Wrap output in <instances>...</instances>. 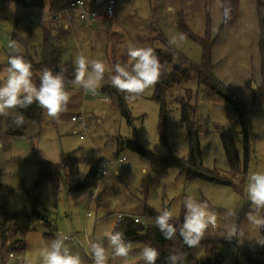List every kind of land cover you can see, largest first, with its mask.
<instances>
[{"label":"rangeland","instance_id":"1","mask_svg":"<svg viewBox=\"0 0 264 264\" xmlns=\"http://www.w3.org/2000/svg\"><path fill=\"white\" fill-rule=\"evenodd\" d=\"M3 1L8 7L3 8L0 4V82L6 75L10 53L8 46L13 41V34L16 32L25 37L28 29L9 10L18 7ZM114 1L115 15L111 21L73 18L70 27L63 22L68 29L60 42L66 49L65 58L74 63L77 55L83 54L87 59L100 60L106 66L104 80L97 89L98 96L84 99L83 89L70 84L66 87L70 93L68 110L60 114L59 121L49 119L43 110L41 123L28 124L22 136L8 135L7 131L14 114L20 113L18 109L10 110L7 116H0V238L6 229L11 232L16 224L18 231L14 238H10L7 247L11 250L17 239H23L26 244L24 251L14 252L12 264H42L40 249L58 233L77 236L80 245L66 241L68 247L80 255L82 264H93L90 244L99 242L107 249L106 238L101 237L98 241L97 236L106 228L115 226L117 214L137 215L146 224L152 225V221L143 217L146 207L158 213L164 208H175L174 218H179L181 211H185L184 199L189 195L198 201H207L210 208L219 214L220 224L234 221L243 231L241 240L233 238L230 242L219 237V229L216 235L206 234L196 255L204 247L215 244L226 264H251L247 253L257 262L264 263V246L255 240L264 236V229L248 224L245 213L249 210V201L244 194L249 172L264 170V107L249 108L247 122L252 155L246 178L240 171L241 177L234 178L232 185L202 179L189 180L175 166L169 167L165 175H157L152 170L150 158L132 151L125 143L128 140L138 141L151 154L186 159L190 139L181 123V109L177 101L190 97L191 104L196 105L195 119L200 128L201 169L211 176L228 177L231 168L220 134L229 132L233 135L242 158L243 136L235 112L219 96L207 95L206 88L193 77L168 92V121L166 133L162 136L159 106L152 100L154 86L135 101L126 102L132 118L129 124L120 109L119 97L124 99V95L108 80L109 72L114 74L117 63L128 64L126 55L130 46H154L174 51L176 59L169 70L183 61L199 66L202 47L195 38H202L205 33V0ZM62 2L67 4L69 0ZM15 20L18 23L16 29ZM182 24L195 38L186 35ZM32 31L34 37L30 47L17 42L22 49L20 54H34V48L38 49L40 28H32ZM160 34L163 39H159ZM181 35L182 40L179 39ZM143 37L150 39L151 43L141 42ZM173 37L177 38L176 44L170 43ZM255 82H251L253 98L248 105L256 97L258 89L254 87ZM81 114L85 118L86 130L80 119L72 121L73 116L80 117ZM80 135L85 139L80 140ZM100 155L110 160L111 164L95 201L90 204L94 189H75V186L84 181L90 170L96 172ZM123 156L128 161L122 165L116 163V159ZM43 161L64 164L63 180L56 197L47 181L36 188ZM227 210L234 213L231 220L223 217ZM38 216L48 218L52 227L44 225ZM133 244L131 256L135 257L139 251L135 245L141 243ZM107 254L108 264H112L111 251ZM129 264H143V261L133 258Z\"/></svg>","mask_w":264,"mask_h":264},{"label":"trees","instance_id":"2","mask_svg":"<svg viewBox=\"0 0 264 264\" xmlns=\"http://www.w3.org/2000/svg\"><path fill=\"white\" fill-rule=\"evenodd\" d=\"M7 3L13 6H18L21 9L28 10L31 8H42L45 5L46 0H5ZM90 2V1H89ZM94 3L91 0L90 5ZM222 14L224 7L230 9V19L225 21L223 16V21L221 27L215 38H211L210 28L211 22L209 17L206 21V31L202 38H195V36L190 33V30L186 28L183 24V28L186 35L190 38H195L199 41L202 47V56L199 66L191 65L188 61H183L172 66L171 70L169 67L172 64L174 51L170 49L156 48L154 46H149L153 48L155 55L159 58L162 65V72L158 82L154 85V94L152 100L159 106V130L162 136L166 133L167 126V94L170 90L181 85L182 83H187L193 77H196L200 86L206 88L207 95H217L223 99L228 106L233 109L236 114L237 122L241 127V134L243 136V154L240 158L233 135L229 132H223L220 134L221 142L224 148L225 155L228 159L231 172L228 177H218L211 176L205 170L201 169V147L199 143V132L200 128L196 123V105L191 104L190 97L181 98L177 101L181 109V123L187 129L190 146L189 152L186 159H181L177 157H160L149 153L138 141H126V146L132 151L137 152L140 155L150 158L152 170L157 175H165L169 167L175 166L178 168L181 174H184L187 179H202L205 181L218 183L221 185H232L234 178H240L241 175L246 178L250 168L251 155H252V145L248 133V113L249 108H261L263 106L264 99V87L257 88V93L255 100L251 105L245 104L239 99H237L226 87L219 81L213 74L214 65L212 64V48L219 38L222 29L225 26H232L237 21L239 15V0H222ZM93 5V4H92ZM257 15L260 27V41L259 48L261 53L262 62L264 64V3L258 0L257 3ZM24 23V20L20 19ZM18 27V23L14 21V28ZM67 30L60 24H50L41 25L40 35L41 43L38 49L34 48V54L27 53L21 54L32 64L33 72V82L39 85V76L41 71L47 67L51 69L54 73L60 72L63 68L66 87L70 86V81L74 78V63L71 59L65 58L66 49L61 45V41L65 37V32ZM34 37L31 27H28L27 34L25 37H20L16 32L13 34V41H16L25 47H30V42ZM159 39H163L160 34ZM112 40V39H111ZM141 42L148 41L151 43L150 39H145V37L140 39ZM10 53L8 54V56ZM127 56V55H126ZM113 58V56H111ZM110 59V61L112 60ZM186 65V66H185ZM189 65V66H188ZM8 66V65H7ZM120 109L123 117L126 118L129 124L132 123V118L128 110L126 100L119 97ZM19 112L24 116V123L21 126H16L11 122L8 126V135L22 136L25 128L28 124L34 123L39 124L43 119V109L39 107L37 103H33L26 109H18ZM117 160V159H116ZM64 165V164H63ZM63 165L62 163H51L43 161L40 163L39 167V177L36 182V188H40L43 182H49L52 186V194L54 197L58 195L60 186L63 180ZM238 178V179H239ZM244 182V180H243ZM96 183V172L90 170L84 181L78 183L75 189H93ZM159 213L155 210L146 207L144 210L143 217L149 221L154 220L155 216ZM184 211H181L179 218H173L171 221L177 227H179L183 222ZM44 225L48 228L52 227L51 222L46 217L40 218ZM115 230L120 231L124 234L126 241H131L133 243H147L152 247H155L159 252V258L156 264H165L166 257L169 254H180L183 264H226L221 252L218 250L214 244L211 247H204L200 254L196 255L198 247L189 248L184 245L183 241L177 234L176 238L172 241L166 240L159 229L154 226H149L145 228L142 224L135 223L134 219L130 216H125L119 223L115 225ZM18 228L14 224L13 230L10 232L7 229L3 232L0 238V259H2L8 251L19 252L24 251L26 244L23 239H17L11 246V250L7 247L10 238H14L17 233ZM49 236V234H45ZM249 261L251 264H264L257 262L250 254H248ZM236 264V263H235Z\"/></svg>","mask_w":264,"mask_h":264},{"label":"clouds","instance_id":"3","mask_svg":"<svg viewBox=\"0 0 264 264\" xmlns=\"http://www.w3.org/2000/svg\"><path fill=\"white\" fill-rule=\"evenodd\" d=\"M223 16L225 21L230 19V9L224 7ZM179 39L182 40L183 36L181 35ZM170 43L176 44L177 38L173 37ZM8 47L10 55L7 59L6 75L0 82V116H7L10 110L26 109L35 102L49 119L58 122L60 114L68 110L70 101V93L66 90L65 70L61 68L60 72L54 73L45 67L40 73L37 86L32 79V64L20 54L22 51L20 45L12 41ZM127 56L128 64L117 63L114 66V74L109 72L108 80L113 88L124 95L126 101L133 102L158 82L162 65L151 47L130 46ZM175 59L174 56V62ZM74 69V78L70 83L81 87L85 92L95 94L104 80L105 64L100 60H89L83 54H79L74 60ZM13 123L18 127L23 125L24 116L15 113ZM244 194L249 201V210L245 213L248 224L256 229H264V170L249 172ZM183 207L185 209L183 222L179 227L171 222L176 214L175 208L160 210L150 226L159 229L162 236L169 241L174 240L179 234L184 245L189 248L198 247L206 234L216 235L218 229L219 237L229 242L233 238L241 240L243 236L241 227L234 221L220 224L219 214L210 208L207 201H198L189 195L185 197ZM233 216L231 210L223 214L225 220H231ZM101 237L106 238L108 247L106 249L99 242L90 244L93 264H108L109 250L112 264H129L133 258L142 260L143 264H156L159 258L158 250L147 243L136 244L135 247L139 248V251L132 257L133 242L126 241L124 234L116 231L114 225L98 234L97 240L99 241ZM67 240V236L58 233L50 243L45 244L39 251L42 264H82L80 255L70 250ZM255 240L264 246V236ZM11 259L12 254H9V260ZM165 264H183L181 255L169 254Z\"/></svg>","mask_w":264,"mask_h":264},{"label":"crops","instance_id":"4","mask_svg":"<svg viewBox=\"0 0 264 264\" xmlns=\"http://www.w3.org/2000/svg\"><path fill=\"white\" fill-rule=\"evenodd\" d=\"M86 1L91 2V0ZM221 1L222 0H205L207 10L206 21L207 17H209L211 22V38L216 37L223 21ZM260 1L264 3V0ZM257 3L258 0H239V15L237 21L234 25L225 26L222 29L219 38L212 48L214 76L221 81L237 99L247 104L250 103L253 98L251 82L254 80L257 81V83L255 82L256 88L264 87V64L259 48L260 27L257 15ZM64 4L62 0H46L42 8L24 10L17 6L18 8L11 7L9 10H12V14L15 16L18 15V12L47 15L58 10ZM24 24L31 28L41 27V25Z\"/></svg>","mask_w":264,"mask_h":264},{"label":"built area","instance_id":"5","mask_svg":"<svg viewBox=\"0 0 264 264\" xmlns=\"http://www.w3.org/2000/svg\"><path fill=\"white\" fill-rule=\"evenodd\" d=\"M3 0H0V4L3 8H7L8 4L3 3ZM93 4V5H92ZM90 5V2L86 0H70L67 4L61 6L58 10L51 12L47 15H37L30 12H18V17L24 20L29 25H50L56 23L67 22V27H70L73 18H79L80 20H87L90 19L92 21L96 20H105L111 21L115 15V1L114 0H94V3ZM98 91L96 90L95 94L91 92H85L83 90V98L86 99L87 97L95 98L98 96ZM82 121V125L86 130L85 126V118L84 115L81 114L80 117H72L73 122H77L78 120ZM80 140H84V136L80 135ZM128 159L126 157H120L117 159L116 163L122 165L126 163ZM111 164V161L106 159L104 156L100 155L98 161L96 163V183L94 192L91 195V202L92 204L97 194L101 188L103 179L107 176V168ZM88 216L90 214L88 213ZM125 216H130L134 219L135 223L142 224L145 228L149 227L150 225L146 224L139 216H131V215H124L118 214L116 217V224L119 223ZM69 242L72 245H80L79 239L77 236H67ZM9 254H12V259L9 260ZM14 253L8 251L6 255L0 259V264H12L14 260ZM91 257V256H90Z\"/></svg>","mask_w":264,"mask_h":264}]
</instances>
